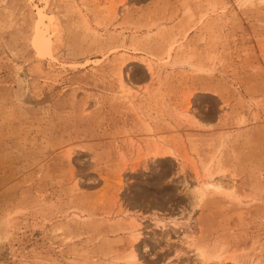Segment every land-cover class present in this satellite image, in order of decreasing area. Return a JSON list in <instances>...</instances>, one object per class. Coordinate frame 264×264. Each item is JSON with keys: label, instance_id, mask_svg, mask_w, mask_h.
<instances>
[{"label": "rangeland", "instance_id": "obj_1", "mask_svg": "<svg viewBox=\"0 0 264 264\" xmlns=\"http://www.w3.org/2000/svg\"><path fill=\"white\" fill-rule=\"evenodd\" d=\"M0 264H264V0H0Z\"/></svg>", "mask_w": 264, "mask_h": 264}, {"label": "bare ground", "instance_id": "obj_2", "mask_svg": "<svg viewBox=\"0 0 264 264\" xmlns=\"http://www.w3.org/2000/svg\"><path fill=\"white\" fill-rule=\"evenodd\" d=\"M36 25H35V34L33 38V45L35 48L39 50V52H46L49 54V48L52 44V31L50 28V18L48 17L45 9V4L41 7H36ZM44 54V53H41ZM150 70V68H148ZM210 176V175H209ZM207 176V177H209ZM208 179V178H207ZM210 179H212L210 177ZM204 180L202 182L203 184L200 186H194L193 188L190 189V194L192 195L194 201H198L202 196H203V188L207 189L208 187L214 188L216 190L221 189L220 183L217 182H211ZM207 181V182H205ZM200 183V182H199ZM195 256L196 258L203 262V263H208V262H216L220 263L222 259L224 258V255L221 254L220 252H209L205 248L197 247L195 248Z\"/></svg>", "mask_w": 264, "mask_h": 264}]
</instances>
